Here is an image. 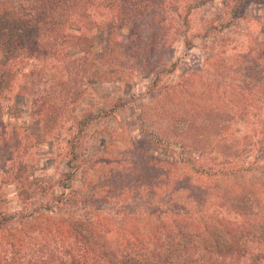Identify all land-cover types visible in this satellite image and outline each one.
<instances>
[{
	"label": "rangeland",
	"instance_id": "374dc122",
	"mask_svg": "<svg viewBox=\"0 0 264 264\" xmlns=\"http://www.w3.org/2000/svg\"><path fill=\"white\" fill-rule=\"evenodd\" d=\"M196 3L150 0L135 11L133 23L120 27L110 23L116 11L101 5L92 15L93 30L85 31L94 38L91 54L112 49L113 78L88 80L82 61L90 57L74 46L65 47L60 59L47 58L41 49L38 58L22 53L8 64L12 79L0 97V213L17 220L51 215L63 209L57 199L68 196L78 199L73 207L64 206L72 213L85 196L106 215L137 211L143 216L154 205L163 211L186 204L195 208L207 189L216 216L217 189L226 185L227 192L232 185L213 176L217 168L248 169L241 173L243 184L253 183L254 190L255 183L261 199L250 225L264 231V155L257 145H264V109L258 108L256 89L248 107L243 98L223 93L241 91L245 76L264 75V0ZM182 112L196 123L191 140L183 137ZM181 144L192 147L185 155L190 151L199 163L164 165ZM167 171L174 175L165 185ZM257 171L263 172L260 184ZM174 177L185 178L190 192L171 197L186 185L174 183ZM238 191L226 193L230 211L234 196H242ZM188 195L192 200L186 202ZM228 209L222 210L227 220L243 223ZM41 219L32 221L44 224ZM26 221L28 227L29 217ZM10 233H0V245ZM254 247L264 249V240Z\"/></svg>",
	"mask_w": 264,
	"mask_h": 264
},
{
	"label": "trees",
	"instance_id": "16d2710c",
	"mask_svg": "<svg viewBox=\"0 0 264 264\" xmlns=\"http://www.w3.org/2000/svg\"><path fill=\"white\" fill-rule=\"evenodd\" d=\"M19 1L20 5L14 4L15 0H0V97L12 79L8 64L22 53H26L30 58H38L41 49L44 56L55 60L63 57L65 47L74 46L83 56L90 57V59L82 57L84 59L82 62L87 63L86 67L84 64L82 66L88 80L113 78L116 69L109 65L112 49L109 47L107 53L91 54L94 38L85 30L95 26L92 15L101 5L107 6L111 11H116L110 23L114 22L116 27L124 26L133 23L135 11L150 0H105L107 5L104 0ZM205 2L207 0H198L195 6ZM84 3L86 7L81 9ZM75 16L85 22L87 27L81 26L80 23L75 25L74 22L77 21L74 19ZM43 37L45 40L41 45L40 38ZM185 44L189 46L186 41ZM110 68L114 70L110 71ZM241 83L243 85L239 88L241 91L236 93L234 89L229 88L228 91L223 89L224 95L228 93L227 95L241 97L248 107V100L254 98L252 92L256 89L257 100L260 103L258 108L263 110V72L254 73L250 77L245 76ZM153 84H156V81ZM245 110L247 111L243 112V116L248 117L250 111ZM179 117L180 124L185 125L183 137L191 140L196 123L194 120L190 121L187 112H182ZM221 129L224 131L223 125ZM257 145L260 156L264 155V145L261 142ZM186 148L192 149L181 144L175 152V157L170 155L164 165L175 167L178 164L183 168L184 165L187 167L193 162L199 163L197 158L194 160L189 157L190 151L188 157L185 155ZM218 166L222 168L224 165ZM217 170L213 176H220L224 182H231L233 186L227 188V192L226 185L217 189L216 198L219 204L216 202L217 206L213 210L216 216L212 215L207 189L195 208L186 204L163 211L162 207L154 205L147 208L143 216L137 211L132 213L123 211L125 214L123 217L117 214L106 215L85 196L79 197L83 206L79 208L76 206L72 213L65 211L64 206L73 207L78 199L72 196L58 198L57 203L63 206V209L59 207L51 215L39 212L34 216V220L44 218V224L41 222L42 219L32 221L31 215L22 216L17 220L15 216L1 212L0 233L6 231L14 233H10L11 237L0 245V264H262L264 249L259 248L255 252L254 243L264 240V231L258 232L253 229L249 218L252 209L258 206L261 200L255 196L256 184L254 183V190L251 188L253 183L246 186L243 184L241 173L242 175L248 173L246 172L248 169L223 171L217 168ZM261 173L263 172H256L259 177ZM166 174L170 173L167 171ZM166 174L161 176L164 177ZM184 174L187 173L184 172L182 176ZM173 175L172 173L166 176L165 185L170 182L172 184ZM185 178L190 179L189 176ZM185 178L174 177V183L185 182ZM260 179L255 182H262V177ZM185 183V187L174 189L171 197L178 191L190 192L189 183L187 181ZM237 190L242 196L240 198L239 195L234 196L235 201L231 202L235 204L230 203L233 210L230 211L227 205L225 208V196L226 193ZM19 197L22 199L21 194ZM191 197L188 195L186 202L191 201ZM22 200L23 204L27 203V197ZM218 208L220 214L219 210L216 212ZM227 209L234 213L235 219H243V223L239 224V220L234 219L227 220L222 215V210ZM18 214L22 215V212ZM28 217L30 225L26 227ZM45 230L48 235H44Z\"/></svg>",
	"mask_w": 264,
	"mask_h": 264
}]
</instances>
